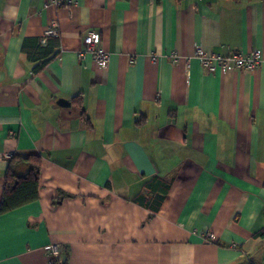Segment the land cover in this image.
Wrapping results in <instances>:
<instances>
[{"label":"crops","instance_id":"1","mask_svg":"<svg viewBox=\"0 0 264 264\" xmlns=\"http://www.w3.org/2000/svg\"><path fill=\"white\" fill-rule=\"evenodd\" d=\"M44 1L0 0V201L10 157L42 155L40 198L0 213V264H51V243L61 264H264V64L195 56L264 49V0ZM55 20L36 74L24 41ZM94 30L106 70L80 56ZM161 177L150 218L135 198Z\"/></svg>","mask_w":264,"mask_h":264},{"label":"trees","instance_id":"2","mask_svg":"<svg viewBox=\"0 0 264 264\" xmlns=\"http://www.w3.org/2000/svg\"><path fill=\"white\" fill-rule=\"evenodd\" d=\"M61 39L59 36H50L43 42V37L26 38L23 44V51L28 57L35 61L34 72L40 73L53 59L60 54ZM81 95L74 97L78 101ZM17 162H24L29 165V171L25 174H18L14 170ZM42 178V155L39 152L15 153L7 165L5 184L0 201V213H5L33 202L40 198V182ZM152 181L151 184H153ZM158 182V181H157ZM161 186L156 190L155 195L142 194L135 198L143 206L152 210L150 218L159 211L165 201L171 186L172 179L160 178ZM150 184V185H151ZM71 194L60 191L59 198L68 197ZM254 238H264V227L254 233ZM64 261L62 264H65ZM51 264H61L57 260Z\"/></svg>","mask_w":264,"mask_h":264},{"label":"built area","instance_id":"3","mask_svg":"<svg viewBox=\"0 0 264 264\" xmlns=\"http://www.w3.org/2000/svg\"><path fill=\"white\" fill-rule=\"evenodd\" d=\"M45 5L63 6L69 5L71 0H45ZM60 27L58 20H55L46 30L43 36V42H46L50 36H59ZM86 54H91L97 68L106 70L109 66L110 55L103 45L101 33L98 30L92 31L87 40L84 50L80 52V56L84 57ZM195 56L198 60L207 67L210 71L214 72L218 69H256L264 64V49L256 48L250 52L234 51L231 54L224 55L220 53L208 52L202 45L197 44ZM208 238L212 239L213 234H207ZM51 253V263L59 261L61 250L60 245L51 243L47 246Z\"/></svg>","mask_w":264,"mask_h":264},{"label":"water","instance_id":"4","mask_svg":"<svg viewBox=\"0 0 264 264\" xmlns=\"http://www.w3.org/2000/svg\"><path fill=\"white\" fill-rule=\"evenodd\" d=\"M59 103H60L61 105H63V106H69V105H71V102H70L68 99H66V98H61V99L59 100Z\"/></svg>","mask_w":264,"mask_h":264}]
</instances>
